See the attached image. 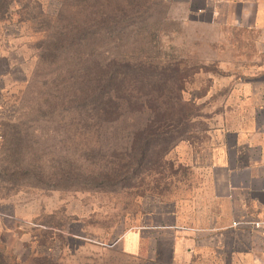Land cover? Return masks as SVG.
Returning a JSON list of instances; mask_svg holds the SVG:
<instances>
[{"label":"rangeland","instance_id":"374dc122","mask_svg":"<svg viewBox=\"0 0 264 264\" xmlns=\"http://www.w3.org/2000/svg\"><path fill=\"white\" fill-rule=\"evenodd\" d=\"M3 1L0 264H145L129 231L195 196L211 133L245 112L225 70L253 46L186 24L177 0H66L64 18L63 0ZM63 25L83 31L70 46ZM111 75L121 115L90 117Z\"/></svg>","mask_w":264,"mask_h":264},{"label":"crops","instance_id":"0c3cea01","mask_svg":"<svg viewBox=\"0 0 264 264\" xmlns=\"http://www.w3.org/2000/svg\"><path fill=\"white\" fill-rule=\"evenodd\" d=\"M177 4L186 24L225 33L227 45L253 46L241 67L224 74L237 98L229 104L245 112L211 133L195 196L172 211L148 214L147 223L129 231L133 251L144 240L154 252L145 264H264L261 233L233 225L264 216V0Z\"/></svg>","mask_w":264,"mask_h":264},{"label":"trees","instance_id":"16d2710c","mask_svg":"<svg viewBox=\"0 0 264 264\" xmlns=\"http://www.w3.org/2000/svg\"><path fill=\"white\" fill-rule=\"evenodd\" d=\"M63 1L64 2L61 5L59 15L64 18L67 5L66 0ZM3 2V0H0V3ZM82 34L83 31L73 33L72 29H70L68 25H63L57 30L58 40L61 41L60 44L63 46H70V44H73L74 42L72 40L80 38ZM110 79L111 80L109 82L100 83L96 88H93L87 92V96L84 98V100L87 104L88 114L90 117H98L107 120L118 118L121 115V108L117 102L119 92L115 87L118 77L111 75ZM156 110L160 112L162 108H156ZM174 110V108H171L170 113H172ZM163 126H165V124Z\"/></svg>","mask_w":264,"mask_h":264},{"label":"built area","instance_id":"2783aa9c","mask_svg":"<svg viewBox=\"0 0 264 264\" xmlns=\"http://www.w3.org/2000/svg\"><path fill=\"white\" fill-rule=\"evenodd\" d=\"M4 140L3 134L0 131V150H1V145ZM240 224L251 226L252 228L258 230L261 233L262 236V241L264 244V216L260 219L257 220H252V221H243V222H234V226H238Z\"/></svg>","mask_w":264,"mask_h":264}]
</instances>
